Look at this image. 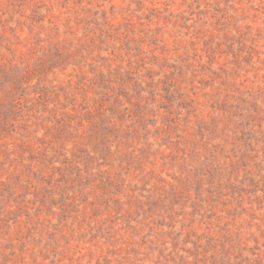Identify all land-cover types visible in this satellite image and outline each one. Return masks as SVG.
Wrapping results in <instances>:
<instances>
[{"label":"rangeland","instance_id":"obj_1","mask_svg":"<svg viewBox=\"0 0 264 264\" xmlns=\"http://www.w3.org/2000/svg\"><path fill=\"white\" fill-rule=\"evenodd\" d=\"M0 264H264V0H0Z\"/></svg>","mask_w":264,"mask_h":264}]
</instances>
